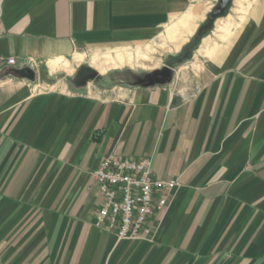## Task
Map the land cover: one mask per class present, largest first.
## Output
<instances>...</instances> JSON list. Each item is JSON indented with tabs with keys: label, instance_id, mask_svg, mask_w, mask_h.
<instances>
[{
	"label": "crops",
	"instance_id": "0c3cea01",
	"mask_svg": "<svg viewBox=\"0 0 264 264\" xmlns=\"http://www.w3.org/2000/svg\"><path fill=\"white\" fill-rule=\"evenodd\" d=\"M217 4L0 0V264H264V0H233L183 89L73 81L175 27L179 53ZM107 158L179 182L142 240L95 226Z\"/></svg>",
	"mask_w": 264,
	"mask_h": 264
},
{
	"label": "built area",
	"instance_id": "2783aa9c",
	"mask_svg": "<svg viewBox=\"0 0 264 264\" xmlns=\"http://www.w3.org/2000/svg\"><path fill=\"white\" fill-rule=\"evenodd\" d=\"M8 64H16L15 59H9ZM93 178L104 198L95 226L115 231L118 242L144 239L155 207L165 210L168 196L179 186L178 180L155 178L151 158H107L94 171ZM158 193L162 196L156 204Z\"/></svg>",
	"mask_w": 264,
	"mask_h": 264
},
{
	"label": "rangeland",
	"instance_id": "374dc122",
	"mask_svg": "<svg viewBox=\"0 0 264 264\" xmlns=\"http://www.w3.org/2000/svg\"><path fill=\"white\" fill-rule=\"evenodd\" d=\"M212 11L213 9L209 14ZM207 17L203 23L197 26L196 24L198 23H196L194 27L188 29L190 34L194 33L195 35L190 40V43L184 46L179 53H176L174 47L167 43L168 39L171 40L168 34L171 33V31L177 30V27L169 29L168 33L162 31L155 40L135 49L115 54L107 53L106 55L94 53L92 67L87 69L96 71L98 76L94 80H88L87 83L102 87L137 86L139 80H145L151 72L169 67L175 72V78L179 89L194 84V69H196L197 66L194 60V54H196V50L202 45V42L195 44L194 41L197 39V31L207 23ZM180 32L184 34L183 31ZM210 32L212 31L208 33ZM186 41L187 38L183 37L180 43H174L175 48L180 49L182 44ZM130 54L132 58L129 57ZM81 71H79L73 79L76 84L83 83L84 79L89 75L88 74L82 81L81 74L83 72ZM124 76L127 77V80L123 78Z\"/></svg>",
	"mask_w": 264,
	"mask_h": 264
},
{
	"label": "water",
	"instance_id": "95a60500",
	"mask_svg": "<svg viewBox=\"0 0 264 264\" xmlns=\"http://www.w3.org/2000/svg\"><path fill=\"white\" fill-rule=\"evenodd\" d=\"M233 4V0H219V3L214 7L213 11L207 17V23L202 26L197 32V39L195 44L202 41L205 35L214 29L215 22L218 19L224 18L228 15ZM20 75L26 79L33 80L34 72L30 69H25L20 72ZM98 76L96 71L91 70L90 74L84 79V84L88 80H94ZM174 76V71L169 67L155 70L151 72L145 80H139V86H154L171 82Z\"/></svg>",
	"mask_w": 264,
	"mask_h": 264
},
{
	"label": "flooded vegetation",
	"instance_id": "af4514ba",
	"mask_svg": "<svg viewBox=\"0 0 264 264\" xmlns=\"http://www.w3.org/2000/svg\"><path fill=\"white\" fill-rule=\"evenodd\" d=\"M83 71H81V72H83L82 74H81V80L83 81V79L88 75V74H90V70H88L87 68H84V69H82Z\"/></svg>",
	"mask_w": 264,
	"mask_h": 264
},
{
	"label": "trees",
	"instance_id": "16d2710c",
	"mask_svg": "<svg viewBox=\"0 0 264 264\" xmlns=\"http://www.w3.org/2000/svg\"><path fill=\"white\" fill-rule=\"evenodd\" d=\"M123 78H124V79H126L127 77H126V76H124ZM126 80H127V79H126Z\"/></svg>",
	"mask_w": 264,
	"mask_h": 264
},
{
	"label": "bare ground",
	"instance_id": "6f19581e",
	"mask_svg": "<svg viewBox=\"0 0 264 264\" xmlns=\"http://www.w3.org/2000/svg\"><path fill=\"white\" fill-rule=\"evenodd\" d=\"M186 33V32H185Z\"/></svg>",
	"mask_w": 264,
	"mask_h": 264
}]
</instances>
